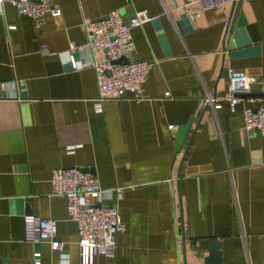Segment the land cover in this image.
Returning a JSON list of instances; mask_svg holds the SVG:
<instances>
[{"label":"crops","instance_id":"0c3cea01","mask_svg":"<svg viewBox=\"0 0 264 264\" xmlns=\"http://www.w3.org/2000/svg\"><path fill=\"white\" fill-rule=\"evenodd\" d=\"M188 1L56 0L60 14L39 24L3 3L0 263L31 264L39 251V264H80L75 224L50 193V171L63 167L84 169L103 189L123 188L120 199L103 201L125 226L114 264H204L212 241L219 264H264V135L242 128V109L264 87V0L192 20ZM134 10L149 17L130 29L128 57L152 62L145 98L104 100L98 111L92 68L71 69L57 54L83 43L82 17L117 11L126 20ZM227 68L252 77V91L233 110L224 101L203 106L205 95L223 97ZM187 123L177 148L173 133ZM26 215L55 221L58 251L24 240Z\"/></svg>","mask_w":264,"mask_h":264},{"label":"built area","instance_id":"2783aa9c","mask_svg":"<svg viewBox=\"0 0 264 264\" xmlns=\"http://www.w3.org/2000/svg\"><path fill=\"white\" fill-rule=\"evenodd\" d=\"M56 0H0V15L3 3H9L17 13L30 18L35 24L42 22L46 14L57 16L59 8ZM238 0H189L184 6L193 4L195 10L187 17L192 20L201 12L209 9L223 8ZM149 20L144 10H134L123 20L117 11H111L105 18H81L83 43L69 47L57 54L62 63L71 69L90 67L94 72L96 97L94 105L100 110V104L108 99H130L139 101L145 98L141 84L148 72L151 61L128 59L133 53L134 42L130 29L139 27ZM8 28H12L9 26ZM72 51L82 53L74 57ZM40 52L47 54L45 48ZM121 57L127 62H116ZM253 78L242 71L226 69L224 95L221 99L205 95L203 106L218 109L221 101L233 110L240 97L248 92ZM163 96H168L164 92ZM242 128L246 133L264 135V87L256 105L242 109ZM168 128H171L168 126ZM50 193L62 197L68 218L76 227V244L80 264H91L96 256L104 259L103 264H114L115 238L124 232L115 204L103 203L106 199H120L122 187L101 188L94 175L77 168L55 167L49 176ZM24 240L46 243L51 251H58L61 242L57 239L55 221L50 218L23 216ZM31 264H39L40 252L31 254ZM59 260L67 261L65 254H59ZM4 264V263H0Z\"/></svg>","mask_w":264,"mask_h":264},{"label":"water","instance_id":"95a60500","mask_svg":"<svg viewBox=\"0 0 264 264\" xmlns=\"http://www.w3.org/2000/svg\"><path fill=\"white\" fill-rule=\"evenodd\" d=\"M105 18V16L103 17ZM127 58L125 57H121L120 59H118L116 62H127ZM248 91H252V87L249 86ZM248 94V93H246ZM245 95V94H244ZM188 125L189 123H187L186 125L180 126L178 128V130H176L173 135H174V139H175V143L174 146L179 148L182 140H183V136L185 135L186 130L188 129ZM81 171H84V169H80ZM219 248H218V243H215L214 241L209 243V250H208V256L206 257V259H204V264H219Z\"/></svg>","mask_w":264,"mask_h":264}]
</instances>
